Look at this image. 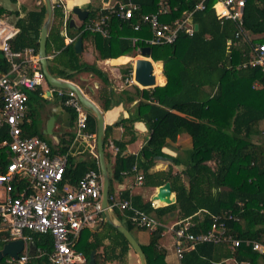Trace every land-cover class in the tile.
Listing matches in <instances>:
<instances>
[{
    "label": "trees",
    "instance_id": "16d2710c",
    "mask_svg": "<svg viewBox=\"0 0 264 264\" xmlns=\"http://www.w3.org/2000/svg\"><path fill=\"white\" fill-rule=\"evenodd\" d=\"M16 2V0H11ZM139 5L140 13L155 12L160 1L169 6V12L160 16L161 21H171L180 17L183 11L192 10L200 0H132ZM203 0L204 8L192 13V21L197 30L192 36L181 32L172 44L151 45L149 56L163 62L164 85L152 88H140L133 84L134 92L139 96L136 104V116L121 120L124 134H130L128 141L134 140L132 123L143 121L150 131L149 138L134 154H123L126 141H115L118 151L109 176V196L114 194V182H120L126 172L136 165L143 175V185L158 187L170 182L175 201L168 205L153 207L151 201H144L140 195H130L122 191L119 197L129 199L131 204L148 214H152L160 225L149 231L147 244L141 245L147 264H166L165 251L159 245L166 221L164 216L176 213L178 219L189 218L193 223L191 232L205 231L211 222V214L226 209L238 211L237 201L243 203L239 222H228L227 226L233 236L241 239H255L264 242V143L253 142L250 138L262 132L264 122V86L254 87L256 81L264 84L259 67L243 66L252 53L255 42L264 41V0H245L242 31L238 37L233 20L220 24L212 3ZM53 3V13L46 40L48 68L53 76L72 80L81 73H91L107 83L106 74L94 63H88L77 53L74 43L93 38L99 57L115 58L131 54L130 37L146 38L148 32L133 30L127 21L111 16L108 22V36L84 29L89 18L104 14L100 8H89L84 20L75 28L70 24L71 15L67 17V35L73 38L64 42L62 34V8ZM24 12L23 15H20ZM14 16L17 31L9 39L13 49L31 46L38 51L41 23L44 17L42 0L35 9L6 11L0 5V20ZM138 18L135 14L133 21ZM249 35L258 36L251 39ZM230 39L228 45L226 40ZM142 47L143 41H137ZM155 65V72L158 65ZM8 64L0 51V72L7 71ZM131 68L123 69L125 79ZM156 78V77H155ZM158 81V78H157ZM40 88L28 93V106L46 98L41 96ZM111 101L103 100V108L108 109ZM71 110V109H70ZM27 115L33 116L31 123L25 127L27 136L43 135L38 129L36 110L31 107ZM72 111V110H71ZM73 113V112H72ZM74 115V113H73ZM86 130L96 133L97 122L94 115L87 110ZM111 126L105 125L104 143L106 145ZM5 129L0 130V142L5 136ZM185 133L191 139V147L183 156L172 157L164 170H151L156 156H169L163 152L167 141L174 142L179 134ZM74 138L73 132H66L58 137V143L51 146L53 152L68 153V147ZM48 142V141H47ZM49 143V142H48ZM50 144V143H49ZM88 153V152H87ZM93 156V155H92ZM88 153V158L72 163L67 156L63 181L75 184L85 171L98 168V159ZM170 157V156H169ZM109 155L105 154L106 162ZM212 161V164L207 162ZM9 162V155L0 146V172ZM173 166H180L175 170ZM184 176L187 177L185 180ZM158 202V201H157ZM158 204H161L158 202ZM114 216L132 233L136 228L125 218V213L113 208ZM134 236V235H133ZM35 247L50 250L52 239L48 235L31 234ZM8 241L6 229H0V249ZM74 247L85 256L94 251V264H106L118 261L126 264L128 250L131 248L127 239L107 221L94 230L83 229ZM234 256L249 259L252 264H264V253L259 254L241 245L234 251L225 243H198L187 249L180 264H225L222 259ZM3 260V258L0 260ZM28 264H47L45 256L33 257Z\"/></svg>",
    "mask_w": 264,
    "mask_h": 264
},
{
    "label": "built area",
    "instance_id": "2783aa9c",
    "mask_svg": "<svg viewBox=\"0 0 264 264\" xmlns=\"http://www.w3.org/2000/svg\"><path fill=\"white\" fill-rule=\"evenodd\" d=\"M54 2L62 8L61 32L65 43H70L73 38L66 31L69 15L66 3L64 0ZM244 5L245 0H214L212 3L220 24L229 19L236 23L235 37L243 34ZM203 8V0H200L192 10L183 11L180 17L165 22L160 20L161 15L169 12V6L165 2L160 1L155 12L140 13L139 5L132 0H108L100 8L106 12L87 19L83 28L106 37L109 35L107 20L111 16L127 21L133 30L149 33L146 38L130 37L131 46L140 55L142 47L174 43L181 32L192 36L195 31L192 13ZM135 14L138 18L133 21ZM16 31L14 20H0V51L8 64L7 71L0 72V130H6L0 146L9 155V162L4 171L0 172V189L3 191L0 197V229L7 230L8 241L22 239L24 247L17 258L4 256L0 264H27L31 258L43 256L46 257L47 264H84L85 256L75 249L74 243L83 229L94 230L105 221L99 164L98 168L85 171L75 184L63 181L68 153L53 152L44 138L24 134L25 127L31 123V118L27 115L28 93L46 85L50 95L57 96L63 106L74 113V138L83 141L98 159L96 133L86 130L87 109L81 104L77 94L71 89L47 84L38 51L31 46L20 49L10 46L9 39ZM139 40L143 41L142 47L136 45ZM230 42V39L226 40L228 45ZM151 61L155 63L154 60ZM245 65L259 67L264 81V41L252 46L250 57L243 63ZM125 82L136 84L133 70L125 78ZM253 86L261 87L264 84L256 81ZM106 145L114 153L118 151L112 140H108ZM130 172L135 174L136 182L141 184L143 175L136 165L132 166ZM108 202L111 211L116 208L124 212L127 221L136 228L152 231L160 225L155 216L135 208L129 199H121L116 193L108 197ZM151 206H155V201L151 200ZM242 206L243 203L237 201V212L226 209L211 214L210 226L196 234L190 230L193 223L189 218L174 222L170 226V233L177 259L180 260L187 249L204 242L225 243L233 251L244 245L263 254L264 242L237 238L229 231L227 223L240 221ZM31 234L50 236V250L35 247V255L30 256L28 243L32 241ZM228 260L231 261L230 264H252L249 259L234 256Z\"/></svg>",
    "mask_w": 264,
    "mask_h": 264
},
{
    "label": "crops",
    "instance_id": "0c3cea01",
    "mask_svg": "<svg viewBox=\"0 0 264 264\" xmlns=\"http://www.w3.org/2000/svg\"><path fill=\"white\" fill-rule=\"evenodd\" d=\"M19 1L20 0H16V2ZM64 1L66 3L68 10H70L74 6H79L83 9H87L88 12H89L88 7L93 9L101 8L104 3L102 0H76L75 3L69 5L66 2L67 0ZM39 3L40 0H31V4H30L31 7L29 9L26 8L21 3L18 4L20 6H23L25 9L31 10V9H35ZM23 13L24 12H21L20 15H23ZM69 15H71L70 20H73V24L75 25L76 28L81 23V21L78 20L74 15L72 14ZM81 49L82 50L80 53H82L83 59L88 63H94L98 68H100L106 74L107 83H104L96 75L86 72L81 73L78 79H75L74 77L72 80L70 79L67 80L72 81L74 84H76L79 87V89L83 92V94L101 110L103 114L104 128L105 125H109L112 127L107 141L112 140L113 143H115V141H124V142L126 141L127 143L123 150V154L136 155L140 151L141 147L146 142V140L149 138V134H150L149 129L147 128L146 124L143 121L141 120L134 121L132 123L134 140L129 142L128 139L130 137V134L128 135L124 134L122 125L121 124L117 125V123H119L121 120L129 118V116L131 117L136 116V104L139 100V96L134 92V87H133L134 83L125 82V79L122 77V71L123 69H126L128 67H130L132 71L134 61L137 57H140V55L135 53L133 55L127 54V55H120L115 58L103 59L99 57V53L94 45L93 38L92 39L89 38L86 41L81 42ZM48 57H51V55H48ZM151 60L153 59L151 58ZM154 62L155 63L153 64L158 65L157 72H155V65H154L156 85H164L166 83V77L163 73V62L161 60ZM39 88L41 91L40 92L41 96L46 98V101L41 100L33 104L31 107H33L36 110V114H37L36 119L38 120L39 132L43 135V138L50 143L51 146H54L56 145V143H58V137L61 134L66 132H73L74 134L75 128L74 126L73 128H67L64 126L66 122L62 120V113L60 108L61 107L65 108V107L63 106L61 100L55 95H50L49 91H47L46 85H43ZM105 99L111 101V106L108 109L103 108V100ZM31 107L28 106V112H30L29 109H31ZM42 109L44 110L43 114H42ZM29 116L30 118H33V116H31L30 114ZM50 116L54 117L53 127L52 129H50V131H52V135H49L51 132H47V130L45 132L46 124ZM260 126L263 129L261 133H264V122L261 123ZM261 133L254 134L251 137L258 136ZM190 147H191L190 137L187 134L182 133L177 136V139L174 142L167 141V145L163 147V152L168 154L170 158L171 156L172 157L183 156L184 153ZM87 152L92 156L89 148L83 141H81L80 139L73 138L72 142L68 147V155L71 157L72 163L74 164L79 160L88 158ZM104 152L105 154L107 153L109 155L110 158L109 162L107 161L106 163L110 164V167L112 168L116 153H114L110 147H107V145H105L104 147ZM169 156H164V157H169ZM155 160H156L155 165L151 169L153 171L164 170L167 168L169 163H172L169 161H164L159 159H155ZM207 163L212 164L213 162L209 161ZM173 167L175 170H178L180 168V166H173ZM110 170H108L109 176H110ZM135 177L136 176L134 173H129V174H125L120 182H114L113 183L114 193L118 194L119 196L122 191H128L130 195H140L144 201L153 200V195L155 194L157 187L145 186L143 185V183L138 184L135 180L136 179ZM184 178L186 180L187 177L184 176ZM163 205L165 204L163 203L158 204V202H155V206L153 207H158ZM164 219L166 221V224H168L169 226V235L162 233V236L159 239V245L165 251L164 254L165 262L166 264H180V260L177 259L174 252L173 240L170 233V226L174 222L179 220L178 216L176 213L168 214L164 216ZM228 259L229 258H223L222 261L225 264H230L231 261ZM106 264H123V263H120L118 261H111V262H107ZM126 264H139L138 257L132 248L128 250Z\"/></svg>",
    "mask_w": 264,
    "mask_h": 264
},
{
    "label": "water",
    "instance_id": "95a60500",
    "mask_svg": "<svg viewBox=\"0 0 264 264\" xmlns=\"http://www.w3.org/2000/svg\"><path fill=\"white\" fill-rule=\"evenodd\" d=\"M106 3L108 0H102ZM44 5V17L41 23L40 32H39V40H38V57L41 66V70L44 74L45 80L48 85L58 88L71 89L73 90L81 104L90 111L97 122V131H96V148H97V157L99 169L102 177V189H101V201L103 207V213L105 217V221L113 225L119 232L123 234V236L129 242L131 248L136 253L138 257L139 264H147L145 254L139 244V242L135 239V237L131 234V232L126 228V226L118 220L113 212L109 209V171L107 168V163L105 160V152H104V120L103 114L101 110L91 101L89 100L83 92L79 89V87L74 84L72 81L67 79L53 76L48 68V55L46 54V40L48 30L52 21V13H53V5L52 0H42ZM68 14L74 15L78 20L82 21L88 14L87 9H83L79 6H74L70 10H68ZM70 24H73V20H70ZM195 30H197V24H194ZM74 48L77 53L81 52V39L77 38L74 43ZM140 57H137L134 61L133 65V79L136 84L142 88H149L156 86L155 75L153 73V63L151 59L148 57L150 54V47H142L140 49ZM62 113V118L66 122L65 127H70V117L71 112L60 108ZM54 122V117L51 116L48 124H47V132H50V128ZM155 159L164 160L172 162L170 157L164 156H156ZM187 180V178H186ZM153 201L163 203L165 205L171 204L175 201V196L171 190L170 182L166 181L162 185L158 186L155 194L153 195ZM24 241L22 239L9 240L0 249V260L4 256H12L17 258L18 254L23 250ZM28 253L30 256L35 255V245L33 241L28 243ZM94 251L90 253L89 256V264H94Z\"/></svg>",
    "mask_w": 264,
    "mask_h": 264
},
{
    "label": "rangeland",
    "instance_id": "374dc122",
    "mask_svg": "<svg viewBox=\"0 0 264 264\" xmlns=\"http://www.w3.org/2000/svg\"><path fill=\"white\" fill-rule=\"evenodd\" d=\"M69 5H72L73 3L76 2V0H67L66 1ZM18 3L23 4L26 8H30L31 0H20L19 2H12L11 0H0V5L6 10V11H14L16 9H20V5ZM11 20V18H8ZM12 20H14V16H12ZM258 36H251L249 35V38L254 39L257 38ZM257 43V42H255ZM137 53V51L134 49L133 52L131 53L132 55ZM75 79H78L75 77ZM140 87V86H139ZM262 87V86H261ZM44 113V110L42 109V114ZM47 113V112H45ZM253 141H256L257 143H264V133H261L258 136L251 137ZM108 170H110V164H107ZM3 191L0 189V197L2 196ZM132 233L136 240L140 242L141 245H145L148 241L149 237V230H137V229H132ZM164 234L169 235V226L168 224H164Z\"/></svg>",
    "mask_w": 264,
    "mask_h": 264
},
{
    "label": "flooded vegetation",
    "instance_id": "af4514ba",
    "mask_svg": "<svg viewBox=\"0 0 264 264\" xmlns=\"http://www.w3.org/2000/svg\"><path fill=\"white\" fill-rule=\"evenodd\" d=\"M65 107V106H64ZM64 109H66V110H68L69 112H71V117H70V127L69 128H73V126H74V115H73V113H72V111L68 108V107H65ZM51 117V116H50ZM50 117L48 118V121H49V119H50ZM62 120H63V118H62ZM48 121H47V124H48ZM64 121V120H63ZM54 123V122H53ZM47 124H46V128H45V132H46V130H47ZM52 127H53V124H52V126H51V128L50 129H52ZM51 133L49 134V135H52V131H50Z\"/></svg>",
    "mask_w": 264,
    "mask_h": 264
},
{
    "label": "bare ground",
    "instance_id": "6f19581e",
    "mask_svg": "<svg viewBox=\"0 0 264 264\" xmlns=\"http://www.w3.org/2000/svg\"><path fill=\"white\" fill-rule=\"evenodd\" d=\"M153 70H154V64H153ZM155 75V74H154ZM155 80H156V78H155Z\"/></svg>",
    "mask_w": 264,
    "mask_h": 264
}]
</instances>
